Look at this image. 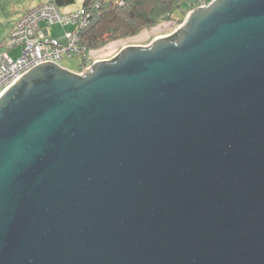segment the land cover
Returning <instances> with one entry per match:
<instances>
[{"label": "water", "instance_id": "water-1", "mask_svg": "<svg viewBox=\"0 0 264 264\" xmlns=\"http://www.w3.org/2000/svg\"><path fill=\"white\" fill-rule=\"evenodd\" d=\"M0 264H264V0L7 86Z\"/></svg>", "mask_w": 264, "mask_h": 264}, {"label": "trees", "instance_id": "trees-1", "mask_svg": "<svg viewBox=\"0 0 264 264\" xmlns=\"http://www.w3.org/2000/svg\"><path fill=\"white\" fill-rule=\"evenodd\" d=\"M75 1L76 0H53L48 2V4L53 5L62 12V7L72 6ZM210 1L211 0H81V11H83L84 16L87 18L86 27L81 29L78 33L79 45L83 49V54L74 55H80L83 60H86L87 55L84 52L99 49L119 39L135 36L142 30L159 24L163 19L170 20L171 17H176L182 21V18L187 12L199 7L201 3H209ZM42 23H44L43 27H41ZM46 23V21H40L38 25L41 28H47ZM62 25H71V27H73L72 30L75 28V25L72 23ZM65 33L57 39L63 40ZM16 48H18L20 54L21 47L17 46ZM8 54L10 55V51ZM84 63L85 61H83V64Z\"/></svg>", "mask_w": 264, "mask_h": 264}, {"label": "built area", "instance_id": "built-area-1", "mask_svg": "<svg viewBox=\"0 0 264 264\" xmlns=\"http://www.w3.org/2000/svg\"><path fill=\"white\" fill-rule=\"evenodd\" d=\"M72 13L64 14L53 5L45 3L27 12L20 23L14 24L8 42L4 44L3 52H0V93L37 64L52 61L60 65L66 54L69 56L83 54L77 46V32L74 29L77 26L84 28L87 18L81 10ZM40 21H46L48 24L72 23L75 28L71 32H66L63 40H59L50 37L46 28L39 27ZM17 46L21 47L20 54L12 58L8 53Z\"/></svg>", "mask_w": 264, "mask_h": 264}, {"label": "rangeland", "instance_id": "rangeland-1", "mask_svg": "<svg viewBox=\"0 0 264 264\" xmlns=\"http://www.w3.org/2000/svg\"><path fill=\"white\" fill-rule=\"evenodd\" d=\"M212 1V0H211ZM210 1V2H211ZM24 0H0V31H3L5 28V25H7V21L2 20L1 18L3 16L10 17L15 14V9H19V7L22 5ZM209 2V3H210ZM209 3H201V5L204 4V6L208 5ZM200 5V6H201ZM72 7L75 8L73 13L76 11L81 10V0H76L75 3L72 5ZM35 8V7H34ZM193 10V9H192ZM191 11V10H190ZM189 11V12H190ZM187 12L185 16L183 17L184 19L186 18ZM64 13V12H62ZM71 13V12H69ZM72 13V14H73ZM65 14V13H64ZM25 15L22 16L21 18L17 19L15 22H19L20 20L24 19ZM182 18V21L179 18H170L168 19H163L160 21L159 24L155 26H151L149 28H146L142 30L140 33H138L135 36L132 37H127L124 39H119L114 42H110L109 44L99 48L95 49L89 52H84L87 55L86 60H83L80 55H65L63 59L60 61V64L62 67L70 70V71H75L76 73H83V71L87 70L92 64L98 62V61H104V60H111L113 57H115L120 51H122L126 47H132V46H146L150 43H152L156 38L158 37H163L170 35L174 31H176L183 23L184 19ZM13 22V23H15ZM21 22V21H20ZM19 22V23H20ZM18 23V24H19ZM18 24L15 26L17 27ZM44 23H42L41 27H43ZM47 30H48V35L53 36V37H60L63 35L65 32L71 31L73 27L71 25H62L60 23H53V24H47ZM86 27V26H84ZM83 29L81 26H77L74 31H76V42L77 46L82 50V47L79 45V37L78 33L80 30ZM11 31V29H10ZM9 31L6 39L2 41V44L0 45V52L2 53L4 49V44L7 43L8 41V36L11 34ZM10 55L13 58H16L18 56V48L13 50ZM83 61L85 63L83 64Z\"/></svg>", "mask_w": 264, "mask_h": 264}, {"label": "crops", "instance_id": "crops-1", "mask_svg": "<svg viewBox=\"0 0 264 264\" xmlns=\"http://www.w3.org/2000/svg\"><path fill=\"white\" fill-rule=\"evenodd\" d=\"M50 1H53V0H24V2L19 7V9H15L14 10L15 11V14L13 16H10V17L3 16L1 19L7 21L8 23H7V25H5L4 30L3 31H0V45L2 44V41L4 39H6V37H7L8 33H9L11 27L15 23H17V22H15L17 19H19L22 16H24L25 13H27V11L33 9L34 7H37V6L41 5V4L48 3ZM74 10H75V8L72 7V6L62 7V9H61V11L64 12V13H69V12H72ZM13 22H15V23H13ZM47 32H48V30H47ZM51 37H53V36H51ZM54 38H58V37H54ZM13 50H15V49H13ZM13 50H11L10 53ZM18 54H19V52H18Z\"/></svg>", "mask_w": 264, "mask_h": 264}]
</instances>
